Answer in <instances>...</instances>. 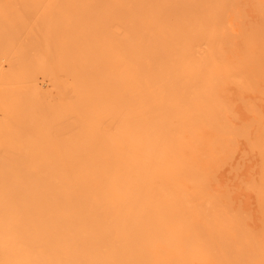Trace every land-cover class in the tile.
<instances>
[{
	"label": "bare ground",
	"instance_id": "1",
	"mask_svg": "<svg viewBox=\"0 0 264 264\" xmlns=\"http://www.w3.org/2000/svg\"><path fill=\"white\" fill-rule=\"evenodd\" d=\"M175 1L0 0V264H264L263 182L181 181L195 166L177 161L205 118L228 133L231 149L217 133L206 144L222 160L256 143L228 125L264 116V53L219 36L227 0ZM254 132L264 164V119Z\"/></svg>",
	"mask_w": 264,
	"mask_h": 264
},
{
	"label": "rangeland",
	"instance_id": "2",
	"mask_svg": "<svg viewBox=\"0 0 264 264\" xmlns=\"http://www.w3.org/2000/svg\"><path fill=\"white\" fill-rule=\"evenodd\" d=\"M172 1H174L175 3H170V6L174 7L175 6L174 4H176V1L175 0H172ZM235 2H238L237 3L238 5L235 6L234 10H230L231 5L234 4ZM263 7H264V0H244V1L227 0L225 2L221 1V4H219L216 7V12H218L221 16H223L226 24L233 22V24L227 25L224 29H218L219 36L221 32L225 30L226 35L230 34V36L233 37V41L229 40L226 43V46L235 48L237 50L236 53H238L246 49L245 41L251 40L252 43L254 44L252 51H254L256 47L257 51L264 53V8ZM251 9L253 10L252 14L255 15L253 17L254 19V23H253L254 28H252L253 34H250V33L242 34L240 30L245 29V28H243L244 25L240 26V24H238V19H241L243 16H246L247 14H249L248 12L251 11ZM176 16L177 15L174 16L173 14L172 15L167 14L165 16V24L175 25L181 22L180 19L177 18ZM180 18L182 17L180 16ZM228 18L230 19L227 20ZM159 21L160 23H164V20L162 18H159ZM88 23H90V21ZM116 33H120V31H117ZM189 45L191 46V48H193L195 52L196 51L198 52V53L196 52L197 55H202L205 53L204 50L206 49L205 48L206 44L203 43L201 40L193 45L191 42ZM217 48H218L217 54L222 53V56L220 59L224 60V63H225L224 65L230 64V62L224 59V57L231 55L232 51H224L223 53L219 51V46H217ZM251 56H252L251 52L246 53L244 55H238L240 59H249V60L252 58ZM1 65L3 68L2 70L7 71L9 69L8 67L9 64L7 61H2ZM256 66L264 67V57L256 61ZM222 80L225 81V79H222ZM253 82H254V85H258L257 89H258V94L260 95L264 91V76L262 79L255 78ZM227 84L229 86L231 85L230 82ZM232 84L234 86L233 82ZM41 87H42L41 90L45 92H51L54 90L53 86L49 82ZM233 91L236 93L232 95V97H229V99H233L234 97L235 99H241L242 95L240 93L241 91H244V90H241L238 88L225 89L226 93H233ZM230 105L231 103L229 102H226L224 104V113L228 109L230 110ZM255 105L258 108H263V107H259L257 100L255 102ZM224 113L219 112L220 115L225 117ZM252 116H254V119L256 120L258 119V120L254 123V125L249 126V127H246L245 125H232L229 123L228 128L230 126H233L236 128L244 127V128H247L248 131L253 130L251 133L254 136L253 141L256 142L253 144L251 143V147H248V148L244 146L243 144H241L239 146L241 147V150H235L230 160L228 157L223 160L219 158V154L216 152L215 149H210V150L206 149V144L214 138L215 133L219 135L220 141L222 142V145L224 147L226 146L228 150L233 147L230 144V142L225 143V140L228 135V133L225 131V127L221 129L215 125L218 120L217 116L213 119L205 118L204 120H202V122L199 124L200 128L196 132H194L192 136H189L190 143L186 144L185 146H182L179 152H177V154L179 155V159H177V161L183 170H185L189 164L195 166L194 168H191L190 170L185 171L186 174L184 173V171L180 172L178 174V176L180 177L179 179L181 181H191L189 177L191 175V172L193 171L194 175L196 174L195 176L196 178L191 177L192 179H194V181H205V182L210 181V180L214 181V178L216 177L217 173L225 172L226 175H228L229 177L228 181H234L233 183L236 185V189H240L242 188V186L247 187L249 184H253V183L257 184V182H260V183L263 182L262 188H264V164L261 163V160H262V157H260L261 152L260 151L258 152L257 145H260L261 148L263 147L261 145V142L256 140L260 134L257 135L254 132V128L258 126L259 124V119L260 118L264 119V116L261 113H259L258 110H255V109H253L250 112V117ZM187 139L188 138L185 136V141ZM221 160L224 162H222ZM244 161L248 163H252L251 172L249 176H246L247 178L243 176L242 174L238 175L239 166ZM255 186L259 188L258 184ZM194 188L196 189V191H199V188L197 187H194ZM262 202L264 201H261L260 203ZM263 204H261L260 207H262ZM254 210H256L255 205H254ZM252 214L258 215L259 212L258 211H256V213L249 212L248 217L251 219H252ZM244 215L246 214L244 213ZM262 215L264 216V209L262 210ZM260 234H264V232ZM215 258L217 257L214 256L213 259ZM216 264H223V263H216Z\"/></svg>",
	"mask_w": 264,
	"mask_h": 264
}]
</instances>
